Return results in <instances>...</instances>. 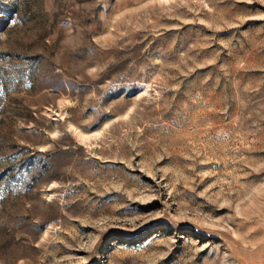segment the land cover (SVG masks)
<instances>
[{
	"label": "rangeland",
	"instance_id": "374dc122",
	"mask_svg": "<svg viewBox=\"0 0 264 264\" xmlns=\"http://www.w3.org/2000/svg\"><path fill=\"white\" fill-rule=\"evenodd\" d=\"M0 264H264V0H0Z\"/></svg>",
	"mask_w": 264,
	"mask_h": 264
}]
</instances>
